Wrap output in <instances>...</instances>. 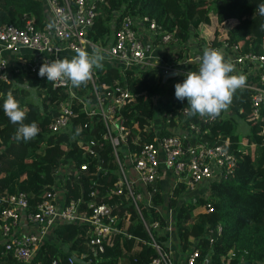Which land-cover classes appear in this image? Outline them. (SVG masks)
Listing matches in <instances>:
<instances>
[{
    "label": "trees",
    "instance_id": "16d2710c",
    "mask_svg": "<svg viewBox=\"0 0 264 264\" xmlns=\"http://www.w3.org/2000/svg\"><path fill=\"white\" fill-rule=\"evenodd\" d=\"M44 3L43 0H0V26L12 23L23 27L29 19L36 28H43L47 23ZM261 3L264 0H97L96 16L88 36L93 42L106 44L112 25L116 30L124 15H138L154 19L160 26L156 39L170 33L171 42L183 43L194 37L207 48L221 46L237 53L264 54V15L259 14L257 7ZM199 58L193 63V70H198ZM18 68V71L12 70L8 80L0 77V194L24 192L32 210L37 203L49 198L53 187L57 186L63 193V205L78 200L79 209L89 211V202L110 204L114 224L125 231L112 235L101 255L91 252L84 255L93 236L90 225L58 221L49 231L54 240H44L39 245L32 263L54 264L56 260L55 264H69L68 256L71 255L74 264H152L154 252L147 243L150 237L131 196L125 189L121 193L114 192L119 177L118 164L101 116H89L76 100L77 114L66 129L51 131L49 124L65 92L53 89L47 77L30 74L25 65ZM120 70L106 66L95 70L96 88L103 91V85L111 87L115 79L123 81ZM124 72L134 101L124 106L121 113L127 126L125 136L135 152L139 146L133 142L134 138L140 142L154 141L153 134L145 137L140 135V130L154 117L153 100L162 87V73L158 67H148L140 76L130 69ZM9 90L21 106L27 108L25 122L35 121L40 128L32 141H17L18 125L3 112ZM84 93L94 101L91 84L79 87V94ZM253 93L249 87L239 90L229 108L231 114L222 112L216 118L188 114L184 109L187 100L176 99L175 92L165 104L170 126L180 124L181 128L189 130L190 124H194L202 133L196 134L193 142L227 141V148L235 159L231 174L210 182L207 198L201 189L197 197L180 202L186 184L177 181L172 189L169 207L175 211V235L182 250H189L193 244L199 248V264L264 261V106L260 108L259 117L252 115ZM236 115L243 116L249 125L244 135L237 131ZM84 124L87 126L83 127ZM162 132L174 133L167 127ZM93 141L97 144V153L89 158L84 152L86 147H93ZM85 162L90 163V167L81 171L79 167ZM161 194L159 190L149 206L143 201L139 203L149 224L156 220L158 204L163 202ZM206 202L210 203L211 210L194 211L196 206ZM217 224L221 227L220 233L216 231ZM209 228L213 229L212 241L207 236ZM155 230L151 228L165 247L164 237L156 235ZM15 263L11 252L0 241V264Z\"/></svg>",
    "mask_w": 264,
    "mask_h": 264
},
{
    "label": "built area",
    "instance_id": "2783aa9c",
    "mask_svg": "<svg viewBox=\"0 0 264 264\" xmlns=\"http://www.w3.org/2000/svg\"><path fill=\"white\" fill-rule=\"evenodd\" d=\"M49 8L52 21L38 29L31 20H26L23 27H17L12 23L0 26V77L8 80L7 60L2 55L5 50L18 51L23 49L27 54L25 63L16 64L13 70L18 71V66L25 65L27 71L36 75L39 68L46 61L61 58L60 52L64 48L73 51L77 48L86 49L87 45L93 48H100L108 56L115 57L126 63H138L149 65L145 61V48L141 38L135 29L136 20L145 23L148 30L157 34L160 26L154 19L147 16L124 15L118 28L113 29L114 39L111 44L104 47L103 43L93 42L88 31L94 24L96 16L97 0H43ZM173 39L170 33L161 35V40L170 42ZM175 42V41H174ZM231 60L236 65V71L248 65H257L259 83L262 85L256 88L251 97V112L254 117H259V111L264 106V54L244 52L235 53ZM149 66H147L148 68ZM166 70V69H165ZM180 70V69H177ZM92 85L94 101L83 94H79L68 82H51L52 88L65 92L63 100L58 104V112L49 124L51 131H62L72 121L77 114L74 101L81 103L82 110L89 116L99 114L106 125V136L109 138L113 147L115 160L118 164L117 174L119 175L116 183V193H121L123 189L131 196L132 201L140 214L144 226L149 234V241L153 249L152 264H175L170 251L156 238L151 228H157L159 223L155 220L149 224L144 219L139 203L145 202L147 206L153 203V197L159 191L158 179L161 166V155L163 163L174 174L177 181H183L186 188L194 190L195 187L203 189L202 195L207 198L210 192L209 184L213 180L227 177L233 171L234 155L227 148V141L209 144L207 142H193L196 134L202 133L194 124H190V129L194 134L179 135L162 134L154 141L140 142L133 139L139 148L133 151L125 136L127 126L125 118L121 113L124 106L133 104L134 97L128 87L127 81L115 79L111 87L103 85L104 90L100 91L95 86V72L92 79L88 82ZM167 122H170L169 114L164 112ZM84 124L83 127H86ZM264 132V129L262 130ZM139 138V137H138ZM93 147H86L84 155L91 158L96 155L97 144ZM125 144L126 150L123 151L122 145ZM131 159L135 170L139 175L140 181L145 187V195L135 191L134 180L128 176L125 169L123 154ZM90 161H92L90 159ZM96 166V165H95ZM90 163H82L79 167L81 171H86ZM185 188V189H186ZM52 197V200L51 198ZM50 197L37 203L32 210L29 209L27 197L24 192L12 193L8 195L0 194V230L2 238L5 240V248L9 250L15 258V264H40L32 263V257L36 247L42 237L46 235L58 221L86 222L93 230V236L87 243L89 255L104 253L106 246L110 244L112 235L125 232L114 224L113 207L106 202H89V211L79 209L78 200H71L66 205L58 204L54 201L53 192ZM204 209L197 211H208L212 207L210 203L203 204ZM24 215L26 220L31 223L36 232L22 233L17 231V224ZM169 226V225H167ZM171 228H168L170 230ZM217 233L221 227L217 224ZM213 229L209 228L207 236L212 241ZM199 248L193 244L183 257L182 264H199ZM69 264H74V257L68 256ZM56 263V260H53ZM102 264V263H99ZM240 264V263H239Z\"/></svg>",
    "mask_w": 264,
    "mask_h": 264
},
{
    "label": "crops",
    "instance_id": "0c3cea01",
    "mask_svg": "<svg viewBox=\"0 0 264 264\" xmlns=\"http://www.w3.org/2000/svg\"><path fill=\"white\" fill-rule=\"evenodd\" d=\"M45 16H46V21L50 22L52 21V15L48 7L45 9ZM135 29L137 32V35L139 38L142 39L144 43V48H145V61L149 63V65H141L138 63H126L125 61H121L115 57L108 56L104 51L103 53L105 54V61H104V66L106 67H118L121 69L122 77H124L123 81H126L125 78V72L127 69H130L134 72L135 75L140 76L142 71L149 67H158L161 69V73L163 70L166 69V72H173V71H179L181 73L193 70L192 66L195 61V59H198L199 57L202 56L203 50L207 47L198 42L194 37H192L189 41L180 43L178 41H173V42H164L161 39H156L155 34L151 33L146 24L141 22L140 20H136L135 22ZM112 30H113V25H112ZM114 39V34L111 32L108 35L107 38V43L104 44V47L108 46L113 42ZM99 43V42H97ZM215 49H220L225 53L226 58H232L236 51L234 50H226L221 46L214 47ZM93 47H90L87 45L86 50L91 52ZM24 54H26L23 49H20V52L18 51H10V50H5L2 52V55L5 57L7 60V70L6 72L8 73V67L11 66V72L13 70V67L16 64H23L25 63L26 57ZM76 54L75 51L69 49V48H64L60 52L61 59L62 58H69L71 59L74 55ZM27 56V55H26ZM180 69V70H177ZM237 73H243L246 78H247V83L245 87H249L253 90L256 88H260L262 85L259 83L258 79V69L257 65H248L245 67H241L237 71ZM11 73H8L10 76ZM186 77L184 75H175L171 77H167L165 82L162 83L161 89L155 94L154 96V106L158 112V115L154 113V117H152L148 123H146L140 130V135H144L145 137L148 134H153V138H157L158 136L163 134V130L167 127L170 129V131L179 134V135H189L192 134L191 131L181 128L180 124H173L170 126V124L165 120L164 118V112H165V104L167 99L169 98L170 95H172L175 92V84L177 82H182ZM122 81V80H121ZM231 114V110L224 111V115H229ZM236 120H237V131L241 129V133H247L249 130V125L245 118L243 116L236 115ZM239 126H241L239 128ZM126 145H129L126 144ZM125 144L122 145L123 151L126 150ZM125 154L127 152H124L123 154V159H124V165L125 169L128 173V176L134 180L135 183V189L139 191L143 195V199L145 195V187L143 183L139 179V175L137 171L135 170L133 163L131 159H129ZM161 166L159 169V179H158V185H159V190L161 191V196H162V203L158 204V215L155 218L159 225L158 229L161 230L158 235H162L165 239V247L167 248L168 251H170L171 256L174 260L175 264H182L183 257L187 253V251H184L181 249V245L179 241L177 240V236L171 232V230L167 231L168 226L175 223V218L172 216H167L163 215L161 212L167 207H169V198L171 196V192L173 187L176 184V178L173 174V172L164 165L163 163V157L161 155ZM190 188L187 187L184 189L181 194L180 202H182L184 199L190 200L192 198L197 197V195L201 192L200 188L197 186L195 187L194 190H189ZM53 195H54V201H56L58 204H62L63 202V193L62 190L59 189L57 186L53 187ZM179 202V203H180ZM171 210V209H169ZM172 211V210H171ZM195 212L197 211V208L194 209ZM17 231L22 232V233H29V232H36L35 227L29 223L24 215H21L18 224H17ZM1 231V230H0ZM52 232H48L46 235H44L39 243V245L44 241V240H50L53 241L54 236L51 235ZM48 235V236H47ZM53 237V238H52ZM0 241H5L2 238V234L0 232ZM39 245L36 247L34 253L37 251L39 248Z\"/></svg>",
    "mask_w": 264,
    "mask_h": 264
},
{
    "label": "clouds",
    "instance_id": "9594fccd",
    "mask_svg": "<svg viewBox=\"0 0 264 264\" xmlns=\"http://www.w3.org/2000/svg\"><path fill=\"white\" fill-rule=\"evenodd\" d=\"M258 11L264 15V3L259 4ZM264 27V26H262ZM76 54L71 58H57L46 60L39 68L38 75L47 77L48 82H68L72 88L87 84L93 77L95 70L104 66L105 54L100 48H93L91 52L83 48L75 49ZM176 75H184L182 82L175 84V97L180 101L187 100L185 111L190 115L216 118L227 111L233 103L234 97L247 83L243 73H237L236 65L231 58H226L220 49L205 48L199 58L198 70ZM3 112L14 124L17 141L29 142L34 140L40 128L35 121L26 123L28 110L21 106V102L9 90L3 102Z\"/></svg>",
    "mask_w": 264,
    "mask_h": 264
},
{
    "label": "rangeland",
    "instance_id": "374dc122",
    "mask_svg": "<svg viewBox=\"0 0 264 264\" xmlns=\"http://www.w3.org/2000/svg\"><path fill=\"white\" fill-rule=\"evenodd\" d=\"M47 7V5L44 3V8H46ZM8 73H11V66L10 67H8ZM11 75V74H10ZM78 93H79V87L78 88H74ZM86 91H87V89H86ZM83 96H86V93H84L83 94ZM88 99H89V97L88 96H86ZM155 114H156V116L158 115V112H157V110L155 109ZM241 126H239V128H240ZM241 129H239V133L241 134V131H240ZM243 135L245 134V133H242ZM169 209H171L170 207H167L166 209H165V207H164V210L161 212L163 215H167V216H172V217H174V214H175V211H174V209L172 208L171 210H169ZM199 209H204V207H203V205H199ZM175 218V217H174ZM168 228H171L170 230H171V232L173 233V234H176V228H175V225L174 224H171V225H169L168 226ZM167 231H169L168 229H167ZM161 232V230H159L158 228H156V230H155V233H156V235L158 234V233H160Z\"/></svg>",
    "mask_w": 264,
    "mask_h": 264
},
{
    "label": "water",
    "instance_id": "95a60500",
    "mask_svg": "<svg viewBox=\"0 0 264 264\" xmlns=\"http://www.w3.org/2000/svg\"><path fill=\"white\" fill-rule=\"evenodd\" d=\"M177 71L173 72H166V70L162 71V78L161 82L164 83L167 77L175 76ZM240 264H252L249 260H243L240 262ZM255 264H264V261H259Z\"/></svg>",
    "mask_w": 264,
    "mask_h": 264
}]
</instances>
